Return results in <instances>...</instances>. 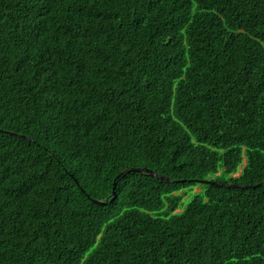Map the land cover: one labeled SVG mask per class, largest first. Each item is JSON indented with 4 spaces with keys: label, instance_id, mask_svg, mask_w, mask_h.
Returning <instances> with one entry per match:
<instances>
[{
    "label": "trees",
    "instance_id": "1",
    "mask_svg": "<svg viewBox=\"0 0 264 264\" xmlns=\"http://www.w3.org/2000/svg\"><path fill=\"white\" fill-rule=\"evenodd\" d=\"M0 264H264V0H0Z\"/></svg>",
    "mask_w": 264,
    "mask_h": 264
},
{
    "label": "water",
    "instance_id": "2",
    "mask_svg": "<svg viewBox=\"0 0 264 264\" xmlns=\"http://www.w3.org/2000/svg\"><path fill=\"white\" fill-rule=\"evenodd\" d=\"M136 170H138V171H141V172H143V171H146V172H149L150 174H153V175H155V176H159V177H161V178H165L164 176H162V175H160V174H158V173H156V172H154V171H151V170H149V169H136ZM129 171V170H128ZM128 171H126V172H128ZM123 174H125V173H122V174H120V176H123ZM119 176V177H120ZM204 183H209V181H207V180H205V181H203ZM212 183H215V182H212Z\"/></svg>",
    "mask_w": 264,
    "mask_h": 264
},
{
    "label": "rangeland",
    "instance_id": "3",
    "mask_svg": "<svg viewBox=\"0 0 264 264\" xmlns=\"http://www.w3.org/2000/svg\"><path fill=\"white\" fill-rule=\"evenodd\" d=\"M196 189H199V187H197ZM194 191H196V190H194ZM189 200V199H188Z\"/></svg>",
    "mask_w": 264,
    "mask_h": 264
}]
</instances>
